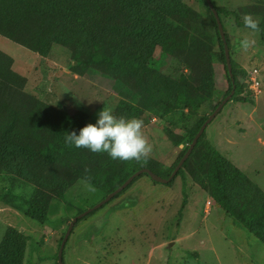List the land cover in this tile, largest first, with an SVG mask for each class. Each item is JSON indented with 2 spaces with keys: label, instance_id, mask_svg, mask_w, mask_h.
Segmentation results:
<instances>
[{
  "label": "rangeland",
  "instance_id": "1",
  "mask_svg": "<svg viewBox=\"0 0 264 264\" xmlns=\"http://www.w3.org/2000/svg\"><path fill=\"white\" fill-rule=\"evenodd\" d=\"M176 1L188 9V32L182 39H170L171 51L157 48V59L167 53L157 70L164 74L179 70L180 76L198 85L210 66L216 90L196 115L185 110L165 119L148 112L137 117L143 121L152 152L146 160H133L132 164L169 171L190 146V131L202 117L212 115L230 87L217 29L206 4L203 0ZM211 1L223 9L220 18L239 89L232 96L235 100L231 98L207 127L198 149H193L171 184H156L139 176L116 199L80 219L66 243L65 264H264V243L235 224L216 201V186L210 176L214 162L206 144L239 169L250 185L244 180L231 183L234 194L229 196L234 197L229 203L233 207L240 208L248 193L264 194V39L260 32L237 24L245 14H252L264 25V0ZM245 37L255 41L247 51L239 48ZM203 41L211 46V52L202 47ZM0 51L10 57L12 70L25 78L27 103L46 104L71 117L82 115L86 125L95 123L96 114L105 105L116 112L121 97L113 91L115 84L128 90L140 84L124 67L112 72L83 55L80 66L77 53L61 45H54L44 57L0 35ZM81 154L88 159L85 167L89 166L90 177L105 175L113 182L103 188L77 179L64 188L34 189L17 186L10 173H0V244L8 228L22 233L27 239L22 264H58L59 244L73 218L105 199L131 173L124 161L90 151ZM78 161V155L74 156L72 165ZM61 178L68 181L75 176L66 172ZM101 182L104 185L105 178ZM31 191L47 203L43 223L5 204L25 207L22 197L29 199L25 193Z\"/></svg>",
  "mask_w": 264,
  "mask_h": 264
},
{
  "label": "trees",
  "instance_id": "2",
  "mask_svg": "<svg viewBox=\"0 0 264 264\" xmlns=\"http://www.w3.org/2000/svg\"><path fill=\"white\" fill-rule=\"evenodd\" d=\"M203 1L217 29L230 86L228 95L234 85L238 94L237 83L232 82L228 73L224 41L216 18L207 1ZM215 9L220 16L223 9ZM237 24L244 27L243 22L238 21ZM259 28L264 39V25L259 24ZM187 32L188 9L176 0H0L2 37L44 57L49 55L54 45H61L77 53L80 66L84 64L80 59L83 55L112 72L126 68L129 76L140 84L129 90L120 84L114 85V93L121 97L115 112L118 116L141 117L148 112L159 119H165L185 110L190 115H196L213 99L216 89L212 67L205 69L198 85L188 81L187 77L180 76L179 70L169 74L157 70L160 60L167 55L162 52L157 59V48L171 51L173 47L169 43L170 39H182ZM201 44L211 52V46L207 42L203 41ZM11 63L10 57L0 51V173H10L17 186L31 185L34 189L50 185L64 188L77 179L88 180L98 187H107L113 181H108L105 175L90 177L89 169H86L89 166L85 167L88 159L81 154L88 150L71 147L64 141L66 132L78 133L79 129L86 126L85 118L82 115L71 117L59 113L46 104L35 106L27 103L26 99L30 97L24 92L26 80L12 70ZM138 100L140 101L137 102ZM208 118L202 117L190 131L187 136L190 146ZM205 133L194 147L196 150ZM206 144L214 162L210 176L216 186V201L235 224L264 243V194L247 192V199L243 200L241 207H233L229 203L230 197H234L229 196L234 194L230 185L244 180L243 177L246 176L239 169L232 168L229 161L210 143ZM102 154L109 158L107 154ZM77 155L79 161L72 165V159ZM124 162L131 173L121 185L141 169H150L164 179H168L175 170H157L146 164L139 167L132 164L133 160ZM66 172H71L75 179L67 181L61 178ZM41 175L46 177L42 179ZM141 176L150 178L148 174ZM103 178L104 185L101 182ZM245 183L250 186L247 181ZM11 194L18 197L14 192ZM25 194L30 195L29 199L25 195L22 197L27 208L11 205L10 202L5 204L22 211L34 221L45 222L47 203L43 196L39 197L37 192L32 191ZM118 196L119 194L113 200ZM26 240L22 233L8 228L0 244V264H22Z\"/></svg>",
  "mask_w": 264,
  "mask_h": 264
},
{
  "label": "clouds",
  "instance_id": "3",
  "mask_svg": "<svg viewBox=\"0 0 264 264\" xmlns=\"http://www.w3.org/2000/svg\"><path fill=\"white\" fill-rule=\"evenodd\" d=\"M243 25L251 32L260 31V21L252 14L242 17ZM255 44L245 37L239 48L247 51ZM64 141L75 148H84L92 153H105L112 160L137 162L146 160L152 152L144 132L143 121L137 117L118 116L111 107L104 106L96 114L95 123H89L77 131L66 132Z\"/></svg>",
  "mask_w": 264,
  "mask_h": 264
},
{
  "label": "water",
  "instance_id": "4",
  "mask_svg": "<svg viewBox=\"0 0 264 264\" xmlns=\"http://www.w3.org/2000/svg\"><path fill=\"white\" fill-rule=\"evenodd\" d=\"M210 9L212 10L217 24H218V29L221 35L222 40L224 41V49H225V57H226V63H227V68H228V73L229 76L232 80V82L235 84V80H234V74H233V66H232V62H231V58H230V54H229V48L227 46V42H226V38H225V32H224V27L221 21V18L219 16V13L217 12V10L215 9L213 3L211 0H206ZM235 85L233 86V90L231 92L230 95H228L222 102L221 104L216 108V110L212 113V115L207 119V121L203 124V126L201 127L200 131L197 133V135L195 136L191 146L189 147L188 151L186 152V154L184 155V157L181 159V161L179 162V164L177 165V167L175 168L174 172L172 173V175L168 178V179H164L163 177L153 173L150 169H141L139 171H137L136 173H134L123 185H121L119 188H117L115 191H113L112 193H110L105 199H103L101 202H99L98 204H96L95 206H93L92 208L84 211L83 213L77 215L76 217L73 218L72 222L70 223L66 234L64 236V239L62 241V244L60 246L59 252H58V264H65L64 259H63V252L66 246V243L69 240V237L74 229L75 224L82 219L83 217L87 216L89 213L93 212L94 210L100 209L101 207H103L105 204L109 203L116 195H118L119 193H121L122 191H124L133 181L135 178L141 176L142 174H148L149 177L157 182V183H161V184H169L178 174L179 170L183 167L184 163L187 161V159L190 157L194 147L196 146V144L198 143L199 139L202 137V135L205 133L207 127L213 122V120L217 117V115H219V113L222 111V109L225 107V105L231 100L232 96L235 94Z\"/></svg>",
  "mask_w": 264,
  "mask_h": 264
},
{
  "label": "crops",
  "instance_id": "5",
  "mask_svg": "<svg viewBox=\"0 0 264 264\" xmlns=\"http://www.w3.org/2000/svg\"><path fill=\"white\" fill-rule=\"evenodd\" d=\"M2 206H4L3 204H2ZM5 234V233H4Z\"/></svg>",
  "mask_w": 264,
  "mask_h": 264
}]
</instances>
